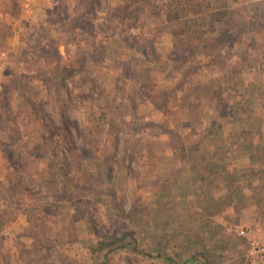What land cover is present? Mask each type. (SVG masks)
I'll list each match as a JSON object with an SVG mask.
<instances>
[{
  "label": "rangeland",
  "instance_id": "374dc122",
  "mask_svg": "<svg viewBox=\"0 0 264 264\" xmlns=\"http://www.w3.org/2000/svg\"><path fill=\"white\" fill-rule=\"evenodd\" d=\"M26 1L0 0V264H157L210 121L264 116V0Z\"/></svg>",
  "mask_w": 264,
  "mask_h": 264
},
{
  "label": "crops",
  "instance_id": "0c3cea01",
  "mask_svg": "<svg viewBox=\"0 0 264 264\" xmlns=\"http://www.w3.org/2000/svg\"><path fill=\"white\" fill-rule=\"evenodd\" d=\"M24 6L25 11L31 13L33 0H27ZM232 98L233 108L243 103L241 98ZM220 114L229 122L216 124L211 120L206 133L208 151L218 150V156L193 157L191 179L196 178L192 180L193 186L185 194L177 189L181 195L170 205L172 222L177 224L178 230L167 231L166 235L171 237L168 245L175 253L168 252L165 257L175 264H201L199 260L204 262L206 258L210 263L228 247L237 255L234 264H247L246 240L237 235H231L235 237L231 239L223 228L230 223L264 227V116L240 118L230 106ZM186 172V169L182 171ZM180 175H173L174 187L182 181ZM198 242L201 248L196 257H185L181 261L175 257L177 250H183V255L193 252Z\"/></svg>",
  "mask_w": 264,
  "mask_h": 264
},
{
  "label": "built area",
  "instance_id": "2783aa9c",
  "mask_svg": "<svg viewBox=\"0 0 264 264\" xmlns=\"http://www.w3.org/2000/svg\"><path fill=\"white\" fill-rule=\"evenodd\" d=\"M230 233L244 237L247 242V264H264V227L262 224L254 226L233 225L227 228ZM158 262L175 264L171 259L155 256ZM117 264H127L126 260L120 259Z\"/></svg>",
  "mask_w": 264,
  "mask_h": 264
},
{
  "label": "trees",
  "instance_id": "16d2710c",
  "mask_svg": "<svg viewBox=\"0 0 264 264\" xmlns=\"http://www.w3.org/2000/svg\"><path fill=\"white\" fill-rule=\"evenodd\" d=\"M203 4H204V0H182L181 10H175L174 12L172 11V13L175 15L174 17H176V15L178 16V13L180 15L182 14L186 15V13H191V12L200 13L203 10ZM215 156H218V154L215 153Z\"/></svg>",
  "mask_w": 264,
  "mask_h": 264
}]
</instances>
